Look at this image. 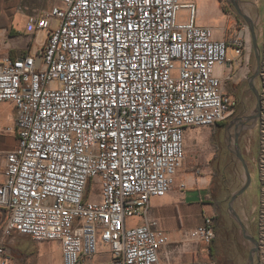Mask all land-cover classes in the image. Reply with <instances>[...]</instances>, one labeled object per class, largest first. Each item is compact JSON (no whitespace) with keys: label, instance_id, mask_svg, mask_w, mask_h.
I'll list each match as a JSON object with an SVG mask.
<instances>
[{"label":"built area","instance_id":"1","mask_svg":"<svg viewBox=\"0 0 264 264\" xmlns=\"http://www.w3.org/2000/svg\"><path fill=\"white\" fill-rule=\"evenodd\" d=\"M54 2L27 20L28 55L12 58L0 27V104L14 105L0 138L16 140L0 142V264L15 234L60 242L62 264H172L151 200L175 188L187 130L235 114L225 85L247 79L251 44L243 31L217 40L183 0ZM215 225L205 215L187 241L209 254Z\"/></svg>","mask_w":264,"mask_h":264},{"label":"rangeland","instance_id":"2","mask_svg":"<svg viewBox=\"0 0 264 264\" xmlns=\"http://www.w3.org/2000/svg\"><path fill=\"white\" fill-rule=\"evenodd\" d=\"M220 1L226 13L224 25L226 35L224 39L233 38L235 34L243 31L252 48L247 79L239 78L237 82L229 81L226 82L225 85L226 91L232 96V86L238 82L243 83V93L240 95L242 97L237 95L238 101L236 100V120L239 121L246 116V118H248L255 111L257 106V97L249 88V81L257 70L253 34L261 59L259 77L255 80V88L261 100V113L259 120L254 124L253 128H251L252 130L243 136V140H239L238 137L236 138L233 135L229 136L230 143H234L233 139H235V144L230 145L232 154L228 155L227 158L232 162L231 166H228L226 164L227 161H223L222 159L225 154L223 144L220 142L217 135L213 137V133L218 126L212 128H199L204 131V135L208 134V137L203 145L196 147L197 150L194 152V155L198 160V164H195L193 171L196 172L197 176H208L211 177V180L216 176V170L219 171L220 175L223 174L224 177L228 174L229 180L227 184L230 185L231 190L228 194L234 195L246 184V169L242 161L245 162L250 178L249 191L238 200L235 207L234 205L232 206L247 234L257 241L258 255L255 256V264H264V0H238L236 8L239 13H241V16H238L237 12L233 8H230L224 0ZM183 14H185V12H183ZM13 116V103L10 101L1 103L0 126L9 125ZM230 132H233V130ZM238 133H240V131ZM4 141H11L13 144L16 142L13 136L0 138V142ZM221 169H223V171ZM198 170L199 172H197ZM230 197L229 195L228 199H230ZM214 199L217 200V197H214ZM225 207L223 213L229 215L227 206ZM213 214L216 218V230L215 239L210 246L212 253H209V259L214 261L215 264H232V244L230 241L233 240V238H238L239 243H244L241 224L238 222L237 218L232 215L237 223H234L230 218L232 220L229 223L230 225H226L225 221L222 223L218 221V213L216 211H214ZM4 220V217L0 219V234ZM138 222V219H132L129 223L131 226H136ZM14 237L36 243L32 248L40 254H47L51 262H54L56 255L59 253V248L57 249V244L55 243H46L45 241L39 243L40 241H35L29 236H22L19 234H15ZM245 246L248 253L254 247L251 242L245 243ZM248 253L246 260H248ZM221 255L225 257V261L223 262L220 261Z\"/></svg>","mask_w":264,"mask_h":264},{"label":"crops","instance_id":"3","mask_svg":"<svg viewBox=\"0 0 264 264\" xmlns=\"http://www.w3.org/2000/svg\"><path fill=\"white\" fill-rule=\"evenodd\" d=\"M183 2L196 5L195 21L199 26L213 28L217 40L225 38L226 13L220 0H183ZM54 3V0H2L0 27L8 28L10 31L9 53L12 58L28 55L37 49L33 41L34 36L26 32L27 20L50 10ZM189 19L190 12L186 9L181 10L179 21L184 23ZM42 40L43 36L40 35L38 41ZM239 70L240 67L235 63L231 68V73ZM228 73L226 69H217V75L220 77H226ZM216 133L217 127L213 137ZM207 135H204V131L199 128L187 130V161L177 177L175 188L166 196L151 200V215L159 220L160 228L168 233L170 240L169 245L161 252L163 263H198L209 259L208 248L187 241V233L202 226L205 215H213L216 211V200L211 192V177L197 176L193 171L195 164H198L194 152L197 146L205 143ZM230 135L231 132L228 130L227 136ZM181 184H186V188H181ZM2 217L4 214L0 211V219ZM138 221L137 225L141 223L139 219ZM45 242L55 243L57 249L59 248L54 262L50 261L47 254H40L32 248L36 243L11 237L8 246L13 254V264H62L61 243Z\"/></svg>","mask_w":264,"mask_h":264},{"label":"flooded vegetation","instance_id":"4","mask_svg":"<svg viewBox=\"0 0 264 264\" xmlns=\"http://www.w3.org/2000/svg\"><path fill=\"white\" fill-rule=\"evenodd\" d=\"M224 1L226 2V4L230 8H233L237 12L238 16H241V14L239 13L236 6L230 0H224ZM242 84H243L242 82H238L234 86H232V89H233L232 97L235 100H237V95L240 96L243 93ZM240 97H242V96H240ZM236 113L237 112H235V114L229 120H227L225 122L224 126L218 125L217 133H216L220 142L224 146L223 149L225 151V154H224V157L222 159H223V161H227L226 164L228 166H231V163H232L230 160L227 159L228 155L232 154V150L230 148V145L235 144V139H233L234 143H232V142L230 143L229 142V136H227V131L233 130V132H231V135H233L236 138L238 137L239 140H243V136L245 134H247L249 131H251L252 130L251 128H253V126H254V124L251 121L246 120L247 116L243 117V119H241L239 121L236 120V118H237ZM239 131H240V133H238ZM221 170L223 171V169H221ZM224 171H227V170H224ZM218 175H219L218 176L219 178L214 176L212 181H214V180L217 181V179L219 180L218 185L220 187H219L218 192H216V197H217L216 212L218 213L219 222L222 223L225 221L226 225H230L229 223L233 220L234 223H237L235 221V219L233 218L232 213L230 212V203L232 201L233 194L232 195L230 193L228 194V192L231 191L230 185L227 184V181L229 180V175L227 174L226 177H224L223 174L220 175L218 173ZM248 191H249V189L243 195H241L237 198V200L233 203L234 207L236 206V203L238 202V200L241 197L245 196L248 193ZM229 195L231 196L230 199H228ZM225 206H227V210H228L229 215H226L223 213V211H225V208H226ZM215 230H216V225H215ZM242 237H243L244 243H241V242L239 243L238 238H236V239L233 238V240L230 241L232 244V254H231L232 264H248L249 255H248V260H246V256H247L248 252H247V248L245 246V243H248L249 241L244 238L243 230H242ZM249 253H250V251H249ZM224 258L225 257L221 255L220 261H222V262L225 261Z\"/></svg>","mask_w":264,"mask_h":264},{"label":"water","instance_id":"5","mask_svg":"<svg viewBox=\"0 0 264 264\" xmlns=\"http://www.w3.org/2000/svg\"><path fill=\"white\" fill-rule=\"evenodd\" d=\"M230 1L235 6H237L238 0H230ZM253 39H254L255 57H256V62H257V70L254 72L253 76L251 77V79L249 81V88L253 92V94L257 97V106H256L255 111L246 120L251 121L253 124H255L259 120L260 113H261V100H260L259 94L255 88V80L259 77V69H260L259 66H260L261 59L259 56V49L256 45V39H255L254 34H253ZM242 162H243V165L245 166V169H246L247 181H246V184L243 186V188L239 192H237L236 194L233 195L232 201L230 203V212L232 213V215L234 217L237 218L238 222H240L242 230H243L244 238L246 240H248L249 242H251L254 246L249 253V263L248 264H255V256L258 255L257 241L253 237H251L249 234H247L243 224L241 223L240 219L238 218V216L234 212L233 206H232L233 203L237 200V198L239 196L243 195L249 189V184H250L249 173L247 171V167L245 165V162L244 161H242Z\"/></svg>","mask_w":264,"mask_h":264},{"label":"trees","instance_id":"6","mask_svg":"<svg viewBox=\"0 0 264 264\" xmlns=\"http://www.w3.org/2000/svg\"><path fill=\"white\" fill-rule=\"evenodd\" d=\"M1 3H2V0H1ZM0 11H1V4H0ZM220 125H222V126H224L225 125V123H222V124H220ZM216 177L217 178H219L218 176V173H219V171L218 170H216ZM218 179H217V181L216 180H214V181H212V184H211V192H212V194H213V196L214 197H216V192H218V190H219V185H218ZM218 221H219V219H218ZM212 253V249H211V247H209V253Z\"/></svg>","mask_w":264,"mask_h":264}]
</instances>
